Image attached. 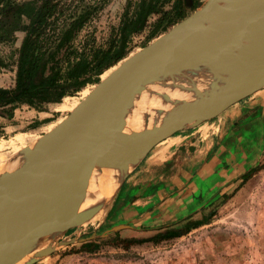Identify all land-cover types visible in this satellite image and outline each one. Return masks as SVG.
I'll use <instances>...</instances> for the list:
<instances>
[{
	"label": "water",
	"instance_id": "obj_1",
	"mask_svg": "<svg viewBox=\"0 0 264 264\" xmlns=\"http://www.w3.org/2000/svg\"><path fill=\"white\" fill-rule=\"evenodd\" d=\"M245 1L254 7L264 6V0ZM221 3L222 0H206L153 41L126 56L69 115L6 164L0 173V259L37 248L36 256L24 263L33 264L57 246L73 242L74 239L58 241V238L69 228H80L105 203L107 207L113 206L128 175L155 144L218 116L264 87V22L234 15V9H225ZM231 8L239 9L237 5ZM193 48H212L202 57L223 60L230 71L231 85H225L226 89L219 84V69H208L200 62L196 68L202 67V73L211 78L207 88H191L193 92L188 93H192V99L178 100L177 103H183L178 114L159 112L150 127L142 131L130 128L126 118L134 110L135 99L143 93L154 94L151 88L170 74L178 59L182 60L179 62L197 59H187ZM237 58L250 61L252 67L235 71L231 62ZM187 74L182 76L184 82L193 81ZM137 114L140 122L150 117V112ZM124 147L132 153L138 148L143 150L129 172L118 171L114 175L116 188L112 197H100L82 209L86 196H92L87 190L91 174L97 175L103 168L116 170ZM52 172L65 174L54 179ZM48 177L50 184L55 183L52 200L44 195L43 182L47 184ZM11 189L18 191L17 197L21 193L22 196L13 198ZM44 240H50L49 244L39 248Z\"/></svg>",
	"mask_w": 264,
	"mask_h": 264
},
{
	"label": "rangeland",
	"instance_id": "obj_2",
	"mask_svg": "<svg viewBox=\"0 0 264 264\" xmlns=\"http://www.w3.org/2000/svg\"><path fill=\"white\" fill-rule=\"evenodd\" d=\"M14 1L20 3L30 0ZM205 1L197 0V8ZM139 2L140 0H61L60 4L65 8L62 17L70 13L77 14L85 7H89L87 9L91 11L88 21L77 31L72 44L80 46L84 40L91 38L95 45H105L112 27L119 24L126 8L129 9L130 14H133ZM193 11L189 10L188 14ZM158 17V14L150 15L143 29L129 37L128 55L138 51L165 32V30H159L152 38L147 37L153 29V22ZM23 36L24 32L19 30L14 33L12 41L0 42L2 61L0 87L2 88L15 86L17 52ZM114 66L116 67L117 64ZM102 78L104 77L101 75ZM94 86L95 84L86 87L90 91L82 99L79 98L80 101L70 111L54 110L56 104L63 99L60 102L46 103L41 106L17 102L9 106V114H4L0 109V141L11 139L16 133L33 135L26 139L17 151L11 153L9 149L3 151L8 153L5 160L0 162V173L4 171L11 159L21 154V150L32 147L41 135L48 132L46 127L49 124L69 115ZM262 89L264 87L230 105L218 116L198 126L175 132L155 144L144 160L128 175L124 183L127 182L129 186L122 185L120 192L113 200L116 203L107 207L102 218L63 233L58 241L61 239H74V241L68 245L57 246L51 254L42 256L33 264H264V106L254 103L256 99L259 100V91ZM74 96L80 97V92ZM250 104L251 106L247 107ZM229 114L236 116L233 118L230 129L231 136L226 138L223 144L228 146L230 143L231 148L236 151H233V154H237L235 143L237 147H248L250 149L247 151L248 157L240 159L242 161L229 169L235 173L232 174L231 180L225 183V187L222 188V183L215 179L214 185L217 186L218 183V186L217 190L215 189L214 198L209 199L212 195L210 190L203 193L202 197H198L200 192L195 190L194 186L192 193L196 192V194L192 203L195 205L190 209L188 208L190 201L189 204L184 202L186 199L182 201L171 183L173 179L180 181L183 174L177 177L179 169H184L185 163H189L190 160L196 162L201 159L199 157H203L206 153V147L203 144L181 146L177 153L180 156L176 160L172 154L174 147L169 149L171 147L169 138L180 133L195 131V135L200 133L205 136L206 141L214 133L220 132L216 126L222 125V120L224 121ZM244 137L248 140L244 141ZM238 139L241 142H237ZM162 146L163 150L160 148ZM257 147L260 148L257 155L260 157L259 160H256ZM152 157L157 159L156 163L151 165L152 170L146 171L144 178L141 177L147 182H138V184L142 183L140 186L131 184L133 177H136L134 175L142 174L146 159L148 161ZM205 159L207 160V156ZM236 160L237 155L233 161ZM197 167L200 168V166ZM197 167L192 172L194 177L191 180L198 181L201 190H204L208 185L206 181L200 182L201 176L197 175ZM183 179L182 181L185 182L186 179ZM182 183L180 181L176 184L181 186ZM136 188H139V191L143 189L140 196L138 192L136 193ZM157 192L163 194L164 198L159 197ZM150 195L153 197L150 198V202H146L149 200L146 197ZM137 198H140L138 204H134ZM130 201L129 206L125 208ZM144 201L145 204H143ZM196 205H199V214H196V211L193 213L189 211V209L194 210ZM180 208L183 209V214H180ZM200 220L206 223L189 230L184 235L157 243L147 241L123 247L127 243L120 241V239L150 237L167 227H183L190 221ZM117 224L123 225L112 229ZM87 241L97 243L98 248L94 251L81 250V245ZM49 242L50 240H44L38 247H45Z\"/></svg>",
	"mask_w": 264,
	"mask_h": 264
},
{
	"label": "trees",
	"instance_id": "obj_3",
	"mask_svg": "<svg viewBox=\"0 0 264 264\" xmlns=\"http://www.w3.org/2000/svg\"><path fill=\"white\" fill-rule=\"evenodd\" d=\"M60 1L0 0V42L12 41L16 31L24 32L17 52L15 86L0 87V109L4 114H9V106L17 102L34 106L60 102L98 83L106 70L128 55L129 37L143 29L150 15L159 17L153 22L148 39L159 30L166 31L189 15V10L197 8V0H140L133 14L126 8L105 45H95L88 38L80 46H74L73 38L88 21L91 11L85 7L77 14L62 17L65 8ZM203 223L206 221H190L183 227H167L150 237L120 241L127 243L123 247L147 241L157 243L184 235ZM97 248L98 244L93 241L81 245L85 251Z\"/></svg>",
	"mask_w": 264,
	"mask_h": 264
},
{
	"label": "bare ground",
	"instance_id": "obj_4",
	"mask_svg": "<svg viewBox=\"0 0 264 264\" xmlns=\"http://www.w3.org/2000/svg\"><path fill=\"white\" fill-rule=\"evenodd\" d=\"M221 5L225 9H234V10L235 8H231V7L237 5L239 9L237 11L232 10L233 11L232 13L234 15L243 16L257 22H264V6L254 7L251 4H248L245 0H222ZM207 49H212V48H206L202 50H196L193 48L190 52L191 54L188 56L187 59H190L192 57H196L197 59L187 60L183 62H179L182 60L178 59L173 64L170 74L165 79H163L162 82L156 84L154 87L151 88L152 90H154V94L146 95L145 93H143L135 99L134 110L132 114L130 113L126 118V122L130 126V128L136 129L137 131L139 130L142 131L147 126L150 127L153 120L155 119V114H158L159 112L165 115L170 113H172L173 115L178 114V112H180L183 108V103H177L179 102L178 100L192 99V93H188V92L189 91L193 92L192 89H194L195 86L198 89L207 88L209 82L211 81V78H208L206 74L202 73L201 70L202 67L201 69L196 68L197 65L200 64V62H202L206 67H208V69L211 68L219 69L217 72V75L219 74L221 76L219 84L222 83V85L224 86L231 85V83H229L231 82L230 71L226 68L227 64L224 63L223 60L220 61L215 56L202 57ZM231 64L233 65L235 71H240L243 68L252 67L251 65L252 63L250 61H245L240 58L235 59L234 61L231 62ZM114 67L115 66L108 69L107 71L108 72L112 71ZM108 72L103 73L102 76L105 77V75H108ZM186 72L188 73L187 74L188 76L190 75L192 77V78L190 77L189 80L193 79V81L184 82L185 79L182 76H184ZM179 77L181 78L179 79ZM224 78H226L227 80H224ZM185 87H190V89L187 90ZM227 88L228 87H226V89ZM89 91H90L89 88H84L80 91V97L77 96L64 97L60 103L56 104L54 110L60 112L70 111L80 101L79 98L82 99ZM142 111L150 112V117L145 122H140L139 119L140 117L137 114ZM61 119L62 118H59L56 122L49 124L46 127V131L52 129ZM31 137H33V135L28 133H16L14 134V136H12L11 139L0 141V162L4 161L5 157L7 156L8 151L3 152L4 150L9 149L10 153L17 151L21 147V145H23L22 143L26 139H29ZM127 150L128 149L124 147V150L121 151L120 156L118 158L116 170H112L110 168H103L99 174L97 175H94V173L91 174L88 182L87 190L89 193L92 194V196H86L84 202L81 205L82 209L89 206L100 197L113 196V193L116 188L114 175H116L118 171H120L122 174L129 172L132 169L139 155L142 153L143 149L138 148V150L133 153L130 152V150L129 151ZM52 173H53L52 177L54 179L59 178L65 174L62 173L59 175L57 172H55V174L54 172ZM49 179L50 177L45 179L48 182L47 184L45 181L43 182V188H44V195L46 196V198L48 200H52L55 199L53 193L55 188V183L52 182L50 184ZM47 185L49 186V190L45 192ZM120 190L118 191V193L120 192ZM17 192L18 191L11 189L10 193L13 196V198L17 197ZM21 196L22 193L17 198ZM107 205L108 204L105 203L98 210L97 213H95L91 218L86 220L82 225L86 223L88 224L90 222H95L96 220L102 218V216L105 213ZM74 228L77 227H73L71 229ZM71 229L69 228L68 230ZM37 250H38L37 248L33 250H21L18 253H15L14 255L8 258L0 259V264H24L27 261L32 260L36 256L35 253Z\"/></svg>",
	"mask_w": 264,
	"mask_h": 264
},
{
	"label": "crops",
	"instance_id": "obj_5",
	"mask_svg": "<svg viewBox=\"0 0 264 264\" xmlns=\"http://www.w3.org/2000/svg\"><path fill=\"white\" fill-rule=\"evenodd\" d=\"M258 99L259 100H257V99L255 100L254 99L255 100L254 103L261 104V105L264 106V89L259 91ZM248 106H251V104L247 105V107ZM235 116L236 115L229 114L228 117H225L224 121L222 120V125L218 124L216 126L217 130L220 129V132L219 133H214L213 136L208 138V139H206V141H205V136H202V134H200V133L195 135L194 134L195 131H192L190 133H180L178 135H175L174 137L169 138V141H171V147L169 149H172L174 147V150H173L172 154L174 155V158L176 160L180 156V155H177V153H178L179 148L181 146H187L188 144H191V145H197V144L198 145L199 144L202 145L203 144L204 147H206L205 148V150H206L205 154L206 155L204 154L203 157H199L201 159H199L196 162H194L193 160H190L189 163L186 162L185 163V168L184 169L181 168L177 172V177L179 175L183 174L180 177V179H179L181 182H183L181 186L176 184V183L180 182V181H178V179H173V181L171 180L172 181L171 184L174 185L173 186L174 187V191L177 194V196L180 195V198L182 199V201H183V199H186V201H184V202L187 203V204H189V201H190V204L188 205V208H190V209H191L192 206L195 205V204L192 203V199L195 198L194 196L196 194V192L192 193L194 191V186H195V190L200 192L198 194V197H202L203 193H205L208 190H210L212 195H211V197H209V199L214 198L215 193H216L215 189L218 186V183H217V186L214 185L215 184V179H217L216 180L217 182H221L222 183V188L225 187L224 186L225 183L227 184L229 182V180H231L232 174L235 173L234 171L229 170V169H232L231 167L233 165H235V164L239 163L240 161H242L240 159H245V158L248 157L247 151H250V149H248V147L247 148L246 147L245 148L237 147L238 145L235 143V146H236L235 148L237 150V154H233L234 149L231 148V144L229 143L228 146L223 144V143H225L224 142L225 139L228 138L229 136H231V130L230 129H231V125L233 124V120H234L233 118ZM226 118L228 119V121H227ZM227 124H228V126L226 127ZM255 138H257V137H255ZM251 139H252L251 141L253 142V138H251ZM203 140H204V142H203ZM243 140L247 141L248 139L246 137H244ZM256 140L257 139H255V141ZM237 142H241L240 139H238ZM164 145H166V144L164 143ZM160 148L163 150V146L160 147ZM160 148H159V150H160ZM257 148H258V151H257ZM257 148L255 149L256 150V160H259L260 157L257 156V155L259 154L260 148L259 147H257ZM234 152H236V151H234ZM251 153H252V151H251ZM251 153H249V154H251ZM220 154H222L221 157H220ZM236 155H237V160L234 162L233 160L236 157ZM205 156H207V160L205 159ZM257 157H258V159H257ZM155 160H157V159H155L153 157L151 159H149L148 161L146 159V161H145L146 165L142 169L143 171L141 170L142 174L140 173V175H138V176H137V174L134 175L136 177H133V179L131 181V184L132 183L133 184H138V182H142V183L147 182V180L143 179L144 175L146 174V171L152 170L151 165L156 163ZM197 166H200V168L198 169ZM243 166H244V164H243ZM195 167H197V169H196L197 170V175L201 176L200 182H205L206 181V184L208 185L207 188H204V190H201L200 185H198V181L195 182L194 179L191 180V178L194 177V174H192V172H193ZM142 176H143V178L141 179ZM183 178L186 179L185 182L182 181ZM142 183L138 184V186H140ZM211 183H212V185H211ZM124 184H126L127 187L129 186L127 182L124 183ZM196 184H197V187H196ZM219 186H221V185H219ZM135 190H137L136 193L137 192L138 193H143V189H142V191H139L140 190L139 188H136ZM157 194L159 195V197L164 198L163 194L161 195V193H158V192H157ZM151 195H153V194H151ZM151 195H150V197H146L147 199H149L146 202H150V198L153 197ZM206 197H208V195ZM140 198L135 199V201L133 203L134 204H138V201H139L138 199H140ZM197 201L200 202L199 200H197ZM115 203H116V201H115ZM143 204H145V201H144ZM198 206L199 205H196L194 210H190L189 209V211H191L192 213H193V211L194 212L196 211V214H199V211H200L199 209L200 208H198ZM125 208H127V207L125 206ZM180 209H181L180 214H183L182 213L183 209L182 208H180Z\"/></svg>",
	"mask_w": 264,
	"mask_h": 264
}]
</instances>
